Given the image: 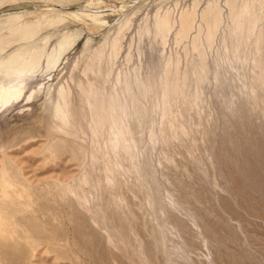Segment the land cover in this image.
Returning <instances> with one entry per match:
<instances>
[{
	"label": "rangeland",
	"instance_id": "rangeland-1",
	"mask_svg": "<svg viewBox=\"0 0 264 264\" xmlns=\"http://www.w3.org/2000/svg\"><path fill=\"white\" fill-rule=\"evenodd\" d=\"M11 1L0 5V15L51 3ZM69 1V8L94 4L91 13L99 14L80 21L60 13L68 30L82 32L77 45L58 70L46 73L42 64L21 97L0 109V264H264V83L243 88L234 78L222 91L208 84L199 101L188 84L187 97L166 114L144 100L146 121H131L124 144L114 147L102 131L73 128L49 151L59 136L42 134L50 87L63 80L87 39L100 42L139 4ZM193 1L147 0L133 21L159 6L175 15ZM105 6L114 10L103 14ZM129 30L126 38L135 41ZM51 32L44 29L36 40ZM172 42L163 52L179 58L181 68L190 66L191 44ZM55 43L53 36L48 48ZM145 44L142 53L131 50L130 68L155 64ZM24 46L13 44L0 58ZM75 96L82 125L83 101Z\"/></svg>",
	"mask_w": 264,
	"mask_h": 264
},
{
	"label": "bare ground",
	"instance_id": "bare-ground-1",
	"mask_svg": "<svg viewBox=\"0 0 264 264\" xmlns=\"http://www.w3.org/2000/svg\"><path fill=\"white\" fill-rule=\"evenodd\" d=\"M9 1L0 0V5ZM50 1L44 9L0 15V57L13 44L26 45L0 58V109L21 97L27 79L42 64L46 73L58 70L68 51L77 45L82 32L68 30L60 13L79 17L80 21L83 18L90 21L97 14L91 13L94 4L69 8L66 5L69 0ZM146 1L139 0L132 13L123 15L124 18L118 20L97 44H91L87 39L81 51L67 68L64 67L63 80L50 87L45 98L47 110L42 134L56 132L59 136L47 147L49 151L59 148L62 136L70 135L73 128L93 133L102 131L114 147L124 144L130 137L131 121H146L148 111L143 106L144 100L150 102L152 110L166 114L174 101L180 102L187 97L188 84L192 98L199 101L200 90L208 84L222 91L234 78L242 83L243 88L259 81L264 83V0H194L190 6L177 9L175 15L172 9L159 6L152 16L146 13L140 20L133 21L132 16L142 10ZM125 8L116 9L121 13ZM112 9L105 6L102 13ZM33 13H37L35 21H24ZM49 28L52 32L37 41L38 35ZM129 29H133L135 41L126 38L125 32ZM53 36L56 43L48 48ZM144 40L148 50L155 53L156 62L144 70L137 66L130 68L131 50L135 47L142 53ZM169 41L191 44L195 57H192L190 66L181 68L179 58L163 52ZM209 57L211 68L208 67ZM120 59L125 68L117 65ZM244 68L250 75L243 72ZM224 71L228 76L223 75ZM75 95L83 101L82 125L76 123ZM176 261L174 264L180 263Z\"/></svg>",
	"mask_w": 264,
	"mask_h": 264
}]
</instances>
